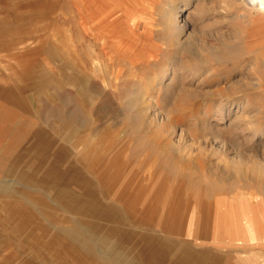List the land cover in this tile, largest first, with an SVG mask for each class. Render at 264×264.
<instances>
[{"label": "rangeland", "instance_id": "374dc122", "mask_svg": "<svg viewBox=\"0 0 264 264\" xmlns=\"http://www.w3.org/2000/svg\"><path fill=\"white\" fill-rule=\"evenodd\" d=\"M106 1L0 0V264H225L243 231L185 230L217 204L264 227V23L230 0H146L147 64L141 28L87 25ZM137 88L147 112L126 109Z\"/></svg>", "mask_w": 264, "mask_h": 264}, {"label": "bare ground", "instance_id": "6f19581e", "mask_svg": "<svg viewBox=\"0 0 264 264\" xmlns=\"http://www.w3.org/2000/svg\"><path fill=\"white\" fill-rule=\"evenodd\" d=\"M112 1H115V2H112ZM230 1L232 3H234L236 6H239L241 12L238 14V20L240 19L241 23L243 25L246 23H249L251 25L252 23H256V22H257V24L259 22L264 23V0H230ZM110 3H112V5ZM147 5H148V3L146 0H126V2H124V3L118 2V0H108L105 2L104 9L102 10L99 17L93 16V14H91L92 12L90 14L88 13L89 16L87 17V25L90 23V27H94L96 25L97 19H99L100 21H103L107 17H115V20L114 19L113 20L116 23H117V21L125 22L126 27H129L130 29L136 28V27L141 28L142 33L137 34L141 38L140 47L144 48L142 59H140V60H145V61H147V64H150L155 57L154 56L155 47H153V45H151L149 42H145L148 40V36H149L148 35V32H149L148 25H149V21H150L147 18L146 13H145V12H147V8H146ZM88 10H89V8H88ZM187 18L178 21L177 17H175V12L173 10L168 15L166 30L168 33V37H170L172 39V41L175 43L174 45L176 46V48H178V50H184L186 45H187V42L191 38V35H186L184 27H181L182 25H180L182 22H185L187 20ZM90 29H93V28H90ZM255 32H257V31H255ZM110 38H112L111 34H109V39ZM120 43H121L120 40L116 41V44L119 45ZM116 44L114 43L112 45L118 47ZM137 55H138V53H137ZM131 62H133V61L131 60ZM175 70H177V69H175ZM175 70L173 71L170 79L165 82V85L168 86L166 89L167 92H171L176 88V83H175V81H173L175 79L174 77L176 76ZM105 72H106V70H105ZM159 76H160V73L151 75L148 78V82H147L148 85L152 86L153 83L156 80H158ZM118 80H119V77L117 74L114 78V81L116 82ZM93 81H95V80H93ZM243 83H245V81ZM233 84H235V83H233ZM143 92H144V90H143ZM143 92L141 91V88H137V89L129 92L130 94L127 95V97H129V98L127 100V106H126V109L128 111H133L135 109V107L137 106V103H139V102H140V108L138 110L139 112H147L149 110V104L147 106L148 102L146 103L143 98L141 100H139L137 98V94H141ZM166 94H168V93H166ZM167 98H168V96H167ZM239 177H242V176H239ZM263 180H264V178L263 179L260 178L261 182L258 185L262 188H263V183H262ZM258 196L259 195H255L253 197H248V198L251 199V201H253V204H254V202L256 200L257 201L259 200ZM243 202H244V200H243ZM237 204H239V203H237ZM262 205H263V203H262ZM220 207L222 208L221 211H223V212L221 214L220 213L217 214L216 213L217 208L220 209ZM263 207H264V205H263ZM233 208H234L233 204L229 205V206L227 205L226 208H224V206H222V205L219 206L217 204V206H215L214 210H213L214 211L213 212V214H214L213 218L207 217V219L203 222V225L202 224L200 225L194 219H192L191 221H188L186 224L185 235L187 237L195 238L196 237L195 235H197V232L201 226H203V229L206 230L208 225L211 226V224H212L213 226L209 227V230H208L209 233L204 234L205 236H209V234L212 233L213 234V240L214 239L215 240H221L226 236L232 238L235 235L237 236L236 238H238L239 236L242 235V231L244 229L243 216H242L241 212H239V216H237V214H235L236 211H233ZM247 219H248V217H247ZM245 222L247 224L248 220H245L244 223ZM251 222L253 223L252 220H251ZM245 229H246V226H245ZM166 233L169 234V232H166ZM162 234H164V232ZM177 260L179 263H181V261H183L182 257H178ZM253 261L254 260H252V262ZM157 263H160V262H157Z\"/></svg>", "mask_w": 264, "mask_h": 264}, {"label": "crops", "instance_id": "0c3cea01", "mask_svg": "<svg viewBox=\"0 0 264 264\" xmlns=\"http://www.w3.org/2000/svg\"><path fill=\"white\" fill-rule=\"evenodd\" d=\"M250 208V210H242L241 212L245 235L240 239L241 244H234L236 241L227 243L242 246L244 250L237 254H227L225 264H264V227L261 226L260 212H257L253 207ZM245 220H248L247 224L244 223Z\"/></svg>", "mask_w": 264, "mask_h": 264}]
</instances>
